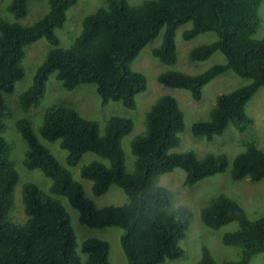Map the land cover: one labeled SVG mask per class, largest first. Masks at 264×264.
Returning a JSON list of instances; mask_svg holds the SVG:
<instances>
[{
    "label": "trees",
    "instance_id": "1",
    "mask_svg": "<svg viewBox=\"0 0 264 264\" xmlns=\"http://www.w3.org/2000/svg\"><path fill=\"white\" fill-rule=\"evenodd\" d=\"M31 0H10L6 11L19 20L28 13ZM39 1V0H36ZM48 12L30 26L0 18V264H109L107 241L86 239L80 245L70 216L61 202L65 198L77 211L78 221L91 229L116 227L123 232L120 246L126 264H162L183 256L180 242L189 227L187 207H172L175 194L160 185L161 176L181 169L183 186L192 188L198 182L224 173L229 162L223 154L196 157L190 152L173 151L184 130V116L172 96L159 97L144 116V130L130 142L134 156L133 172L127 173L122 140L131 133V119L110 117L100 127L84 119L70 106L47 107L38 129L40 137L59 142L67 152L65 164L76 167L86 153L107 160L93 161L80 169V177L91 182L95 197L111 186L126 195L122 206L97 209L85 198L82 185L52 155L32 132L28 122L18 121L16 128L27 150L23 165L38 170L51 180L45 194L36 185L21 188L22 211L26 219L13 221L14 192L19 176L11 159L12 148L2 137L5 119L10 111L4 96L12 94L16 83L24 78L22 61L25 48L44 38L51 46L33 76L32 84L18 97L21 111L37 108L46 90L48 78H55L66 91L92 84L102 105L118 102L124 108H136V96L147 89L146 77L131 68L140 51L161 34L160 44L151 50L159 63H176L175 34L191 22L182 33L189 41L204 33L216 40L201 44L188 53L190 62H203L220 53L224 63L214 64L197 75L167 70L157 83L165 88L185 90L199 101L202 89L218 76L232 72L249 82L220 94L207 121L191 126V135L212 141L230 127L244 132L252 123L246 106L260 88H264V35L255 38L261 26L259 8L263 0H146L131 6L126 0H103V6L83 18L81 30L67 49L59 47L55 35L66 20L67 11L78 0H46ZM232 181L258 182L264 179V151L253 142L244 144L230 167ZM204 227L216 231L236 223L237 229L225 233L221 243L241 248L237 261L218 263L208 248L201 247L196 264H249L256 255L264 258V217L249 220L241 207L225 195H218L200 210Z\"/></svg>",
    "mask_w": 264,
    "mask_h": 264
},
{
    "label": "rangeland",
    "instance_id": "2",
    "mask_svg": "<svg viewBox=\"0 0 264 264\" xmlns=\"http://www.w3.org/2000/svg\"><path fill=\"white\" fill-rule=\"evenodd\" d=\"M131 6L142 4L146 0H126ZM10 0H0V18L17 22L22 26H30L40 20L48 12L46 0H31L28 3V13L25 17L15 20L7 11L6 6ZM103 6V0H78L66 13V20L61 29L55 31L59 40V47L67 49L81 30V23L84 17L94 13ZM261 26L255 38L264 35V0L259 8ZM192 27L191 22L180 26L175 34L177 59L172 66L159 63L151 55V50L160 44L161 34L151 43L147 44L131 64V68L142 73L147 79L146 91L138 94L135 98L136 108L129 110L118 102H109L102 105L100 97L92 84L79 85L73 91H66L52 74L46 83L44 97L37 108L27 112L21 111L18 105L19 95L31 84L38 66L42 64L47 52L51 49L50 44L44 39L28 45L25 48V57L22 61L24 78L16 83L14 92L5 95V103L10 114L5 119V128L2 137L11 146V159L14 168L18 173L19 181L14 192V208L12 219L16 223H22L26 217L22 211L21 188L23 184L32 183L45 194L49 195L51 180L43 176L38 170H27L23 165L24 154L27 150L25 141L17 131L18 121H26L32 132L39 138L40 142L49 149L52 155L62 166L68 169L73 178L78 181L84 191L85 198L91 200L97 209L105 206H122L127 202L126 195L117 186H111L102 196L95 197L92 194L91 182L80 177V169L93 162H101L108 166V161L95 154L86 153L76 167H67L65 158L67 152L59 147V142L49 143L43 140L38 129L42 123V117L47 107L62 104L75 109L81 117L94 121L103 127L105 122L112 116L131 119L134 128L130 134L122 140V150L125 155V168L127 173L133 172L134 156L130 152V142L144 130V116L149 107L161 96L169 95L176 99L184 116V130L179 135V145L173 150L183 153L190 152L196 157H203L206 154H223L229 162V167L224 173L208 177L192 188L183 186L185 174L181 169H175L170 173L161 176L160 185L174 192L175 200L172 205L174 209L187 207L190 212L189 227L185 238L180 242L183 256L174 260H166L162 264H196L200 258L201 247L205 246L210 251L216 262L237 261L241 255V248L227 247L221 243L225 233L237 229L236 223L227 224L220 229L213 231L203 226L200 220V210L206 206L212 198L218 195H225L243 209L249 220H256L264 217V179L258 182L248 180L232 181L230 179V167L233 159L244 151V144L253 142L264 151V88H260L246 106V113L253 123L244 131L238 132L228 128L221 136H216L212 141L203 138H195L191 135V126L197 121H207L215 99L218 95L228 93L233 89L246 85L249 81L237 77L232 72L218 76L202 89V96L199 101H194L189 92L185 90L169 89L157 83V76L167 70L182 72L188 75H197L214 64L224 63L225 59L220 53L213 54L203 62H190L188 53L191 49L213 42L216 36L213 33L201 34L189 41L182 39L183 31ZM58 199L70 216L77 244L80 245L86 239H97L107 241L109 244V264H126L125 256L120 246V228L91 229L81 225L78 221V213L59 196H52ZM249 264H264L262 255L254 256Z\"/></svg>",
    "mask_w": 264,
    "mask_h": 264
}]
</instances>
